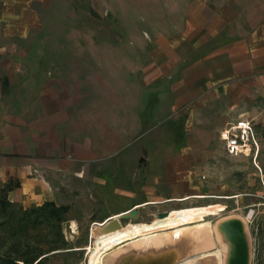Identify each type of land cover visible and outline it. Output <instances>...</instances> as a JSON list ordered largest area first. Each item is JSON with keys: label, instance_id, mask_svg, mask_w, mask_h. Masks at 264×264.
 <instances>
[{"label": "rangeland", "instance_id": "1", "mask_svg": "<svg viewBox=\"0 0 264 264\" xmlns=\"http://www.w3.org/2000/svg\"><path fill=\"white\" fill-rule=\"evenodd\" d=\"M145 5L0 0V158L10 156L24 179L10 193L15 213L50 198L71 207L65 245L51 249L44 223L29 224L23 238L44 249L40 264H94V247L107 240L96 226L143 202L137 219H122L124 231L213 225L253 211L246 222L252 262L264 264V153L257 164L226 154L219 137L226 124L212 125L224 100L211 108L207 98L200 111L208 117L192 122L183 111L191 102L181 113L166 110V87L146 76L145 31L154 19H145ZM163 211L185 216L162 220ZM15 231L12 217L0 216V252ZM214 241L211 251L220 248ZM140 247L128 245L106 264L130 252H142L131 263L143 260V250L158 256Z\"/></svg>", "mask_w": 264, "mask_h": 264}, {"label": "crops", "instance_id": "2", "mask_svg": "<svg viewBox=\"0 0 264 264\" xmlns=\"http://www.w3.org/2000/svg\"><path fill=\"white\" fill-rule=\"evenodd\" d=\"M140 3L146 4L145 19H154L145 31L146 76L162 90L166 87L171 99L164 104L166 110L181 113L191 102L193 108L183 111L189 110L192 122L208 117L200 111L207 98L211 108L224 100L225 105L216 108L212 125L221 127L238 116L251 118L264 153V126L260 125H264V0ZM21 170L10 156L0 158L2 181L14 176L22 184ZM189 196L195 195L185 199Z\"/></svg>", "mask_w": 264, "mask_h": 264}, {"label": "bare ground", "instance_id": "3", "mask_svg": "<svg viewBox=\"0 0 264 264\" xmlns=\"http://www.w3.org/2000/svg\"><path fill=\"white\" fill-rule=\"evenodd\" d=\"M176 213L178 211L169 212L166 216H161L162 220H173L175 217L182 218L185 216V213ZM252 214L253 211H250L245 218L237 216L244 221L246 232V222H248ZM227 218L230 217L224 219ZM224 219H221L213 225L205 222L202 225L189 226L188 228H180L173 231H164L155 227H146L128 232L124 231L123 227L113 230L112 233H101L97 231L98 234H103L107 240L97 247H94L95 253H93L94 260L92 262L94 264H106V260L113 256V254L128 247V245H133V247L137 248H141L140 246L156 248L152 250L158 253V256L152 257L154 260H157L154 261L155 264H164L163 261L167 258L170 260L175 259L174 264H228L227 259L232 248L231 242L219 227L220 222ZM215 239H217V243L218 241L220 242V248L211 251L210 248L212 246L214 247ZM124 244H127L126 247ZM143 251H145L143 260H149L151 257H146V255L147 253L150 255L151 250ZM198 251L201 252L195 254ZM140 255H142V252H130L128 256L116 259L115 264H125L126 261L130 262L132 257L136 258ZM143 260H140V262H143Z\"/></svg>", "mask_w": 264, "mask_h": 264}, {"label": "trees", "instance_id": "4", "mask_svg": "<svg viewBox=\"0 0 264 264\" xmlns=\"http://www.w3.org/2000/svg\"><path fill=\"white\" fill-rule=\"evenodd\" d=\"M3 84H8L7 76L3 77ZM20 186L21 179L17 177L10 176L5 181L0 179V216H11L13 224L16 225V231L12 235L14 239H9L6 249L0 252V264H19L20 261H24L25 264H40L44 257L41 256L44 249L41 246H32L28 239L23 238L29 224L34 227L43 223L46 225L52 238L50 243L53 242L51 249L66 244L63 225L71 208L70 204L58 203L53 198L45 199L36 206L22 208V214L18 216L14 209L16 203L10 198L9 192Z\"/></svg>", "mask_w": 264, "mask_h": 264}, {"label": "water", "instance_id": "5", "mask_svg": "<svg viewBox=\"0 0 264 264\" xmlns=\"http://www.w3.org/2000/svg\"><path fill=\"white\" fill-rule=\"evenodd\" d=\"M140 207L139 205L133 206L117 213L116 216H112L97 225L95 230L101 233H108L122 228L124 226L122 219H126L127 217L137 219L140 215ZM167 214L168 211H163L159 213V216H166ZM219 227L231 242L232 248L227 259L228 264H253L252 248L248 240V233L245 231L244 221L240 217L232 216L221 221ZM154 261L157 260H151L150 258L149 260H143V262H129V264H155ZM163 262L165 263V260Z\"/></svg>", "mask_w": 264, "mask_h": 264}, {"label": "built area", "instance_id": "6", "mask_svg": "<svg viewBox=\"0 0 264 264\" xmlns=\"http://www.w3.org/2000/svg\"><path fill=\"white\" fill-rule=\"evenodd\" d=\"M219 137L227 155H247L257 164L261 142L251 118L244 115L229 120L220 130Z\"/></svg>", "mask_w": 264, "mask_h": 264}]
</instances>
